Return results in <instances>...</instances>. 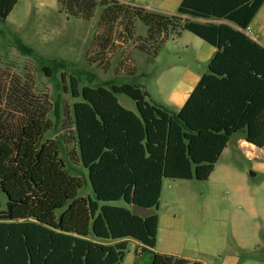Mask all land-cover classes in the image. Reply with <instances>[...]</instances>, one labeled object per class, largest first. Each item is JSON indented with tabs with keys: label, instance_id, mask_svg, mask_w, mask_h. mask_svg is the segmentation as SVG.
Segmentation results:
<instances>
[{
	"label": "trees",
	"instance_id": "1",
	"mask_svg": "<svg viewBox=\"0 0 264 264\" xmlns=\"http://www.w3.org/2000/svg\"><path fill=\"white\" fill-rule=\"evenodd\" d=\"M19 1L0 0V21ZM57 4L60 13L86 21L101 9L92 62L108 61L116 38L138 42L154 58L159 41L179 27L216 52L179 111L150 103L136 77L81 88L72 80V96L81 101L71 115L63 107V139L73 145L69 157L87 169L93 197L78 196L84 180L66 169L61 142H45L55 127L47 97L26 79H0V264H122L129 240L152 255L151 264H203L156 252L163 181H207L239 134L264 148V47L246 34L264 0H183L173 16L119 0ZM140 22L146 38L137 36ZM133 204L155 213L133 215Z\"/></svg>",
	"mask_w": 264,
	"mask_h": 264
},
{
	"label": "rangeland",
	"instance_id": "2",
	"mask_svg": "<svg viewBox=\"0 0 264 264\" xmlns=\"http://www.w3.org/2000/svg\"><path fill=\"white\" fill-rule=\"evenodd\" d=\"M100 13L101 9L98 8L94 18L86 21L60 13L57 0H20L6 21H0V79L8 74L26 79L32 83L37 94L47 97L50 103L49 118L55 127L46 134L45 142H61V156L66 169L84 180L79 197H93V191L87 169L79 160L69 157L73 145H66L63 139L66 134L62 129L65 120L63 107L71 115L73 104L81 101L72 96V80H76L78 88H81L96 87L111 80L127 83L137 77L136 82L150 94L148 101L156 103L169 99V92L173 90L177 77L165 67L168 62L178 60L176 53L179 49L174 37H170L159 57L150 59L137 48L138 42L125 40L115 44L116 51L114 49L106 60L109 65H106V61L92 62L93 55L89 53L99 31L97 23ZM146 34L145 26L138 23L137 36L146 38ZM185 34L186 43L188 39L194 40L190 33ZM24 47L32 49L33 53L25 51ZM180 55L185 60L183 52ZM125 65L128 71L135 68L136 76L124 71ZM118 100L126 109H136L134 102L125 95H118ZM233 142L229 143L216 165L215 173L207 181L165 179L162 187L159 214L172 213L183 217L185 223L184 230L176 232L172 241H180L179 246L184 253L196 255L210 264H221L230 254L240 257L264 254V246L240 251L233 245L231 222L234 218H248L250 214L245 208L234 204V194H228L224 187L227 185L224 182L226 179L249 181L252 189H258L253 202L257 213L253 227H258L259 242L263 241L261 233L264 230V172L254 176V161H248ZM2 198L0 201L5 206L6 200ZM116 205L122 206L123 202ZM159 238L156 249H169L167 246H171L172 241L169 242L162 234ZM196 246L201 249L200 253L194 250ZM151 262V254L132 241L128 243L122 264Z\"/></svg>",
	"mask_w": 264,
	"mask_h": 264
},
{
	"label": "crops",
	"instance_id": "3",
	"mask_svg": "<svg viewBox=\"0 0 264 264\" xmlns=\"http://www.w3.org/2000/svg\"><path fill=\"white\" fill-rule=\"evenodd\" d=\"M119 1L122 4L135 6L137 8L144 9L147 12L154 13L157 15L173 16L177 15V10L183 0ZM199 21L205 22L204 20ZM214 22L220 23L219 21ZM247 29L248 31H246V34L251 39H253L264 47V4L262 5L260 11L258 12V14ZM185 33L190 32L183 30L182 27H179L174 30H169L164 40L161 41V39L159 41V48L157 51V56L159 57L162 49L168 44L170 37L175 38V44L179 49V52L176 53L178 55V60L175 62H168L165 65V67L168 69V72L177 76L175 86L173 90H170L169 99L167 101L152 103L166 106L167 108L173 111H179L183 107L189 95L199 83L201 76L204 73L208 72V63L216 52V49L213 46L191 33L190 34L194 37V40H190L187 38L188 43H186ZM119 42L120 41H115V44L117 45L119 44ZM181 52H183V55L185 56L183 58H185V60L181 58ZM151 58L152 57H150V59ZM134 76L136 75L134 74ZM149 96L150 94L148 92V98ZM134 112H136V109L134 110ZM232 141H234L233 144L235 148L239 150L248 161H254L253 169L256 171V173L253 174L254 176L258 172H264V148L259 149L253 146L252 144L246 142L240 134L234 136L230 143H232ZM227 148L225 149V151L227 150ZM216 169L217 167L215 166V169L212 174L215 173ZM224 182L225 184H227L224 186L226 190H228L227 193L230 194L232 192L234 194V204L240 208H245L250 214L248 218H234L235 220L231 222L230 232L232 235L233 245L240 251H244L251 247L264 246V230L261 233V238H263V241L259 242L260 232L257 226L253 227V220H255V217L257 215L253 206V202L255 201L254 196L258 193V189H252V185L249 181L247 182L242 180L226 179ZM184 224L185 223L183 217H177L172 213L159 214L157 244L159 243L160 234L166 236L169 239V242L172 241L173 235L176 232H181L184 230ZM224 236L227 237V234H224ZM130 241L137 245V247H142L140 243L134 240H129L128 242ZM179 242L177 240L172 241L171 246H167V248L169 249H156V252L161 254L173 255L179 258H184L189 261H199L203 264H210L196 255L184 253V249L179 246ZM173 249H175V251H173ZM194 250L197 253L201 252V249L198 246H196ZM221 264H264V254L260 256L251 255L246 257H240L235 254H230L225 256Z\"/></svg>",
	"mask_w": 264,
	"mask_h": 264
},
{
	"label": "water",
	"instance_id": "4",
	"mask_svg": "<svg viewBox=\"0 0 264 264\" xmlns=\"http://www.w3.org/2000/svg\"><path fill=\"white\" fill-rule=\"evenodd\" d=\"M131 213L142 218H147L155 213V209L133 204L131 206Z\"/></svg>",
	"mask_w": 264,
	"mask_h": 264
},
{
	"label": "built area",
	"instance_id": "5",
	"mask_svg": "<svg viewBox=\"0 0 264 264\" xmlns=\"http://www.w3.org/2000/svg\"><path fill=\"white\" fill-rule=\"evenodd\" d=\"M246 31H248V29H246Z\"/></svg>",
	"mask_w": 264,
	"mask_h": 264
}]
</instances>
